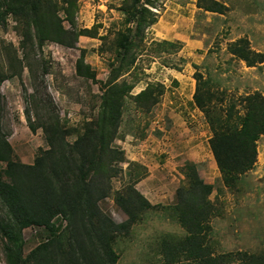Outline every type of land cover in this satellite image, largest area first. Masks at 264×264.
Returning a JSON list of instances; mask_svg holds the SVG:
<instances>
[{"label": "rangeland", "instance_id": "1", "mask_svg": "<svg viewBox=\"0 0 264 264\" xmlns=\"http://www.w3.org/2000/svg\"><path fill=\"white\" fill-rule=\"evenodd\" d=\"M5 1L0 0V131L11 143L14 159L33 163L41 149L49 147L41 127L31 130L27 111L35 123L41 116L54 115L65 126L82 129L99 115L110 77L119 75L121 86L128 83L113 142L125 150V160L117 163L120 171L111 178L112 190L134 184L151 205L128 231L117 235L116 264H167L166 248L176 254L172 264H195L179 250L180 243L172 248L164 243L174 244L189 235L176 208L177 189L187 184L188 161L197 164L201 178L212 185L211 217L199 234L206 250L213 256L224 254V264L239 262L229 261L230 254L264 253V134L257 141L255 166L229 187L209 144L211 126L193 99L198 72L209 80L206 88L219 106L235 100L242 109V96L264 93V60L250 66L234 51L247 41L246 47L264 54V0H152L141 25L127 19L124 8L131 0H77L74 27L91 33L80 35L74 47L53 40L41 43L34 26L33 38L23 45L25 25L5 12ZM213 4L219 10L207 9ZM66 5L60 0L58 13L71 28ZM131 39L123 67L113 70L122 64L118 42ZM241 39L244 42L234 46ZM167 40L173 43L163 42ZM80 57L96 77L78 72ZM155 82L165 84L161 101L151 109L140 108L136 94ZM77 133L69 139L73 141ZM6 165L0 161V174ZM100 206L115 222L128 219L114 194ZM4 213L1 203L3 218ZM64 219L61 215L54 219L58 231L66 226ZM48 237L43 225L24 228L25 253ZM4 244L0 229V264H8Z\"/></svg>", "mask_w": 264, "mask_h": 264}, {"label": "trees", "instance_id": "2", "mask_svg": "<svg viewBox=\"0 0 264 264\" xmlns=\"http://www.w3.org/2000/svg\"><path fill=\"white\" fill-rule=\"evenodd\" d=\"M71 28H66L64 19L58 13L60 0H6L5 12L12 13L25 25L23 45L31 40L30 26L42 43L53 40L64 46L74 47L80 35L91 33V29L74 27L72 15L77 0H62ZM152 0H131L125 4L127 19H136L139 25L144 22L147 6ZM215 3V2H214ZM209 10H219L215 4ZM22 19H20V17ZM152 19L153 23L156 21ZM151 21V23H152ZM149 23V24H151ZM170 42L171 41H163ZM243 39L234 46H239ZM133 40L118 42L123 67L127 55L131 53ZM240 45L234 51L252 66L263 62L264 54ZM130 52V53H129ZM80 74L96 77L84 57L77 62ZM116 77L107 81V89L102 95V109L94 119L88 120L82 129L65 126L59 116L44 115L38 122H28L32 131L43 129L49 147L41 149L33 163H25L13 157V147L0 131V161L7 165L0 174V204L6 208L4 217L0 214V229L5 237L4 249L8 264H116L118 253L114 243L119 232H125L140 220L142 213L151 202L137 190L134 184L125 190L113 193L111 178L120 171L117 163L125 160V150L113 145L118 137L122 122L124 86ZM203 74H195L197 86L193 94L195 104L202 110L211 126L209 144L222 173V179L229 187L234 186L243 174L251 170L257 162V141L264 134V93L255 91L242 96L237 108L235 100L219 106L212 98L208 87L209 80ZM165 92L162 82L151 83L136 100L140 108L151 109L161 101ZM76 131L73 141L69 136ZM187 184L177 189L176 208L180 223L189 235L180 242L165 240L173 247L180 243V251L188 254L195 264H224V254L213 256L202 243L199 234L203 222L211 217L209 194L212 185L200 176L197 164L188 161L184 167ZM114 194L116 202L128 214V219L115 222L101 208L100 202ZM63 216L66 226L58 231L54 219ZM43 225L48 229L46 241L36 245L29 253L24 251V228ZM173 244V245H172ZM167 264L176 258L173 250L166 248ZM228 255L235 264H264V253L247 251ZM192 255V256H191ZM237 256V257H236Z\"/></svg>", "mask_w": 264, "mask_h": 264}, {"label": "clouds", "instance_id": "3", "mask_svg": "<svg viewBox=\"0 0 264 264\" xmlns=\"http://www.w3.org/2000/svg\"><path fill=\"white\" fill-rule=\"evenodd\" d=\"M64 225H66V222L64 221Z\"/></svg>", "mask_w": 264, "mask_h": 264}]
</instances>
